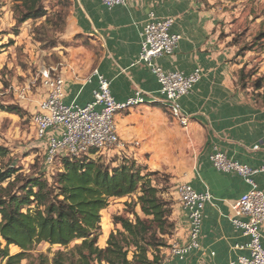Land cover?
Returning a JSON list of instances; mask_svg holds the SVG:
<instances>
[{"label":"rangeland","instance_id":"1","mask_svg":"<svg viewBox=\"0 0 264 264\" xmlns=\"http://www.w3.org/2000/svg\"><path fill=\"white\" fill-rule=\"evenodd\" d=\"M198 1L199 11L215 21L213 34L219 37L223 49L231 53V63L239 66L236 70L239 89L264 107V91L256 92L252 88V82L257 79H263L264 86V0ZM44 5L48 19L30 20L18 26L12 0H0V46H5L0 52V104L18 106L23 111L22 117L0 111V146L11 153L4 163L11 161L25 175L44 172L48 176L58 168L56 163L49 172L44 169V146L36 138L33 125L45 94L42 73L48 71L67 82H85L92 77L103 56L98 41L71 28L72 0H45ZM242 69L246 88L240 80ZM121 114L118 125L124 148L102 157V161L109 167L134 162L144 170L143 175L155 173L151 176L153 185L173 205L171 221L176 228L168 238L169 246L161 250L162 264H171L174 260L170 248L185 239L186 230L189 233V221L180 205L178 189L195 170L204 134L201 130L192 133L188 127H182L160 104L141 105L117 116ZM138 195L110 200L102 212L101 248L111 233L121 230L114 224L115 216L134 219L126 203L136 201ZM137 212L143 218L139 209ZM75 245L71 244L69 249ZM59 249L42 243L33 255L44 254L52 259ZM19 252L10 248L11 254Z\"/></svg>","mask_w":264,"mask_h":264},{"label":"crops","instance_id":"2","mask_svg":"<svg viewBox=\"0 0 264 264\" xmlns=\"http://www.w3.org/2000/svg\"><path fill=\"white\" fill-rule=\"evenodd\" d=\"M72 2L71 28L98 41L103 56L90 79L66 81L67 104L90 103L97 74L110 83L111 94L118 102L126 101L137 90L156 94L157 79L146 64L139 62L141 33L151 13L157 19L176 17L173 32L181 34L183 40L173 56L160 57L156 64L167 72L185 75L196 69L202 71L201 80L181 99L183 113L190 119L187 129L204 134L203 149L187 183L199 193L210 192L213 201L204 210L200 249L185 261L173 259L171 264H230L248 256L241 247L249 238L233 226L232 219L235 205L249 186L239 176L216 171L210 155L219 149L242 165L264 167V107L239 89V66H233L231 53L213 34L215 21L199 11L198 0H142L112 9L105 8L101 0ZM121 116H117V124ZM255 182L264 192V172L255 176ZM184 216L187 218L186 213ZM188 239L186 230L185 239L178 244H186Z\"/></svg>","mask_w":264,"mask_h":264},{"label":"trees","instance_id":"3","mask_svg":"<svg viewBox=\"0 0 264 264\" xmlns=\"http://www.w3.org/2000/svg\"><path fill=\"white\" fill-rule=\"evenodd\" d=\"M17 25L48 19L45 0H12ZM5 48L0 46L1 50ZM243 69L240 80L243 84ZM263 79L252 82L264 91ZM246 88V87H245ZM264 95V93H263ZM0 111L22 117V109L1 105ZM0 146V262L4 264H162V249L175 231L173 205L162 197L151 176L134 162L109 167L102 157L63 158L51 175H25ZM126 203L134 219L114 217L121 230L111 233L104 248L99 246L102 212L114 198L130 197ZM140 210L143 218L137 212ZM46 243L60 248L52 259L33 255ZM76 245L69 249L70 245ZM19 249L11 254L10 248ZM62 249H65L63 251Z\"/></svg>","mask_w":264,"mask_h":264},{"label":"built area","instance_id":"4","mask_svg":"<svg viewBox=\"0 0 264 264\" xmlns=\"http://www.w3.org/2000/svg\"><path fill=\"white\" fill-rule=\"evenodd\" d=\"M142 0H101L107 9L129 7ZM175 19H157L150 14L141 33L139 62L148 66L159 84L156 94L137 90L132 97L118 102L112 96L110 83L97 74V87L93 99L85 106L76 102H65L66 81L53 77L48 71L42 73L45 89L38 111L33 117L36 138L44 146L43 166L49 172L63 158L89 157L97 159L124 148L120 139L117 115L133 108L151 104L163 105L182 127H188L190 119L183 113L181 99L190 94L201 80L202 71L196 69L189 75L182 72H167L155 61L160 57H171L178 49L183 36L173 32ZM213 168L223 174L239 176L249 186L234 207L233 226L249 238L241 247L248 256L238 257L230 264H264V192L255 182V176L264 172V167L250 168L233 161L219 149L210 155ZM179 201L189 221V239L186 244H173L170 256L185 261L200 249V236L204 210L213 201L210 192L199 193L190 184L178 189Z\"/></svg>","mask_w":264,"mask_h":264}]
</instances>
